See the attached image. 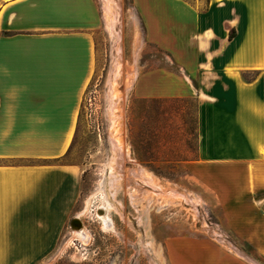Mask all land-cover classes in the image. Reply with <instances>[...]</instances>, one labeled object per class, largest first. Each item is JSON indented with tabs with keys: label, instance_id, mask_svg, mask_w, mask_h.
I'll return each instance as SVG.
<instances>
[{
	"label": "crops",
	"instance_id": "crops-1",
	"mask_svg": "<svg viewBox=\"0 0 264 264\" xmlns=\"http://www.w3.org/2000/svg\"><path fill=\"white\" fill-rule=\"evenodd\" d=\"M132 2L173 66L143 73L134 94L195 100L189 174L264 256V0ZM101 27L96 0H0V264H55L76 215L83 170L64 159Z\"/></svg>",
	"mask_w": 264,
	"mask_h": 264
},
{
	"label": "rangeland",
	"instance_id": "rangeland-1",
	"mask_svg": "<svg viewBox=\"0 0 264 264\" xmlns=\"http://www.w3.org/2000/svg\"><path fill=\"white\" fill-rule=\"evenodd\" d=\"M202 9L204 0H191ZM102 27L96 68L64 162L83 170L75 209L89 239L64 232L55 264H264L224 222L214 195L193 178L194 99H142L139 77L170 66L145 39L132 0H96ZM105 198V199H104ZM109 218L105 229L102 206Z\"/></svg>",
	"mask_w": 264,
	"mask_h": 264
},
{
	"label": "bare ground",
	"instance_id": "bare-ground-1",
	"mask_svg": "<svg viewBox=\"0 0 264 264\" xmlns=\"http://www.w3.org/2000/svg\"><path fill=\"white\" fill-rule=\"evenodd\" d=\"M105 199V198H104ZM105 202H106V206H102L101 207V209H100V212H99V215H103V216H101V219H102V221H103V224H104V228L105 229H107V228H109V226H108V223H109V218L106 216V211L107 210H109L108 208H110V205H109V203L107 202V200H105ZM82 215V212L78 215V217H80ZM75 218L77 221H80V219L79 218ZM71 230H72V237L73 238H78V239H80V240H82V241H84V242H87L88 241V239H89V237H88V235L85 233V231L83 230V228L82 227H80V226H76V227H71Z\"/></svg>",
	"mask_w": 264,
	"mask_h": 264
},
{
	"label": "water",
	"instance_id": "water-1",
	"mask_svg": "<svg viewBox=\"0 0 264 264\" xmlns=\"http://www.w3.org/2000/svg\"><path fill=\"white\" fill-rule=\"evenodd\" d=\"M76 226L82 227L81 222L80 221H77L76 219H72L70 221L69 227H76Z\"/></svg>",
	"mask_w": 264,
	"mask_h": 264
},
{
	"label": "trees",
	"instance_id": "trees-1",
	"mask_svg": "<svg viewBox=\"0 0 264 264\" xmlns=\"http://www.w3.org/2000/svg\"><path fill=\"white\" fill-rule=\"evenodd\" d=\"M184 1L188 2V3L191 4V5H194L193 2H192L191 0H184ZM207 3H208V0H205V1H204V5H205L204 8L206 7Z\"/></svg>",
	"mask_w": 264,
	"mask_h": 264
}]
</instances>
